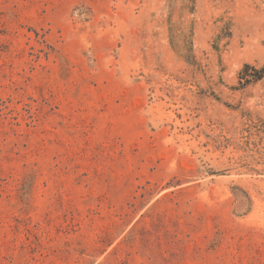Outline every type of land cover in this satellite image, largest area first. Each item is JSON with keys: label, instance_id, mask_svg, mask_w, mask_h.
<instances>
[{"label": "rangeland", "instance_id": "374dc122", "mask_svg": "<svg viewBox=\"0 0 264 264\" xmlns=\"http://www.w3.org/2000/svg\"><path fill=\"white\" fill-rule=\"evenodd\" d=\"M264 0H0V264H264Z\"/></svg>", "mask_w": 264, "mask_h": 264}, {"label": "trees", "instance_id": "16d2710c", "mask_svg": "<svg viewBox=\"0 0 264 264\" xmlns=\"http://www.w3.org/2000/svg\"><path fill=\"white\" fill-rule=\"evenodd\" d=\"M253 70L255 71V73L258 75V77H256V80H262L264 78V69L261 70H257L255 67H252L250 65H245L244 69L241 71L240 73V78L241 80L245 79V75L248 71Z\"/></svg>", "mask_w": 264, "mask_h": 264}]
</instances>
